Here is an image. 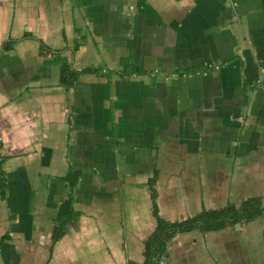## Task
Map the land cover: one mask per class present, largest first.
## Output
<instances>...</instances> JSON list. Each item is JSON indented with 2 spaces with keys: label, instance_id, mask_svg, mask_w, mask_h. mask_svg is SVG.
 Instances as JSON below:
<instances>
[{
  "label": "crops",
  "instance_id": "crops-1",
  "mask_svg": "<svg viewBox=\"0 0 264 264\" xmlns=\"http://www.w3.org/2000/svg\"><path fill=\"white\" fill-rule=\"evenodd\" d=\"M1 177L0 264H143L151 181L167 221L264 206V0H0ZM162 257L264 264V210Z\"/></svg>",
  "mask_w": 264,
  "mask_h": 264
},
{
  "label": "trees",
  "instance_id": "trees-1",
  "mask_svg": "<svg viewBox=\"0 0 264 264\" xmlns=\"http://www.w3.org/2000/svg\"><path fill=\"white\" fill-rule=\"evenodd\" d=\"M15 41L11 40L4 43L3 49L9 50ZM83 72L72 71L69 68L62 69L60 82L65 87H70ZM78 171H69L65 175L68 186L72 191L79 179ZM154 181H151V211L155 218L156 225L154 231L144 241L143 264H154V259L161 257L166 253L169 240L178 233L190 231H217L227 225H232L243 220L250 221L257 218L264 210L259 198L246 200L241 206L229 204L217 210H202L195 216L181 221H167L159 215V209L156 203V192L153 188ZM1 192L5 189L4 178L0 179ZM70 191L69 196L59 205L55 216L53 217V226L51 231V246L59 241L67 232L70 224H74L79 217V213L73 208V194Z\"/></svg>",
  "mask_w": 264,
  "mask_h": 264
},
{
  "label": "built area",
  "instance_id": "built-area-1",
  "mask_svg": "<svg viewBox=\"0 0 264 264\" xmlns=\"http://www.w3.org/2000/svg\"><path fill=\"white\" fill-rule=\"evenodd\" d=\"M207 66L209 68H213V69H218L219 68V64L217 62H210L207 64ZM154 264H164V259L163 257H159V258H156L154 259Z\"/></svg>",
  "mask_w": 264,
  "mask_h": 264
}]
</instances>
